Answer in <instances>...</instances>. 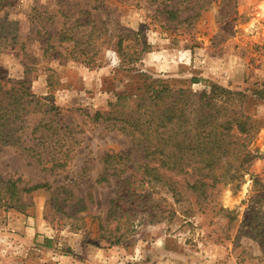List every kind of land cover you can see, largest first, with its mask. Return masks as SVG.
Segmentation results:
<instances>
[{
	"label": "rangeland",
	"instance_id": "rangeland-1",
	"mask_svg": "<svg viewBox=\"0 0 264 264\" xmlns=\"http://www.w3.org/2000/svg\"><path fill=\"white\" fill-rule=\"evenodd\" d=\"M0 2V31L4 30L0 32V79L27 83L42 104L58 109L51 115L58 113L53 122L63 129L61 137L69 133L74 139L67 166L51 173L0 143V181L21 178V186L68 185L86 198L89 208L85 228L71 230L55 215L46 190L23 194L22 209L0 206V264H264L260 244L240 233L247 213L252 212L249 197L263 190L259 185L253 188L251 181L238 189L219 185L199 205L187 194L173 196L156 181L134 182L137 195H142L132 201L139 212L134 232L112 246L98 237L99 222L119 189L113 177L110 183L103 181L108 177L103 158L107 153H128L132 142L93 119L97 111H108L117 93L141 95L145 84L155 80H169L194 92L210 91L212 85L233 91L262 87L264 0H212L211 8L201 11L192 26L177 30L165 25L161 4L168 9L176 5L182 19L195 14L197 7L190 12L177 0ZM87 18H96L99 29L103 24L108 33L98 38L100 31H96L89 37L93 24L83 27L75 22ZM40 22L49 31L50 43L59 46L61 61L54 62L56 52L44 54L47 35L36 36ZM71 23L73 34L90 41L92 48L94 42H104L95 50L91 65L83 63L89 57L76 55L73 41L60 44L61 29ZM122 33L131 37H126L121 53L117 44ZM142 43L139 60L126 63ZM254 110L263 124L259 146L264 148V101ZM248 170L264 185V155L253 160ZM143 204L152 215L142 214ZM227 211L235 218L232 224Z\"/></svg>",
	"mask_w": 264,
	"mask_h": 264
},
{
	"label": "trees",
	"instance_id": "trees-1",
	"mask_svg": "<svg viewBox=\"0 0 264 264\" xmlns=\"http://www.w3.org/2000/svg\"><path fill=\"white\" fill-rule=\"evenodd\" d=\"M177 1L180 5L186 4L190 12L196 7L198 9L195 14L182 19L181 10L176 5L168 9L163 2L161 14L163 18L167 17L165 25H173L174 30L185 25L192 26L200 12L209 9L212 0ZM2 4L0 2V6ZM90 13L85 12L87 15ZM95 19L87 18L82 22L77 19L75 22L83 27L93 24L89 37L100 31V38L108 30L103 24L99 29ZM39 25L36 36L42 38L47 35L43 43L44 54L56 52L54 62L61 61L63 54L58 51L59 46L50 43L49 31L43 22ZM0 32L4 33L3 28ZM73 32L72 23L62 28L60 44L73 41V50L78 49L76 55L89 57L83 63L91 65L95 50L104 42H94L95 48H92L90 41L77 38L78 34ZM126 37H131L130 33L118 36L117 47L121 53ZM12 38L16 39L17 35L14 34ZM140 47L124 62L134 64L138 61L145 45L142 43ZM114 98L109 102L107 112L97 111L94 114V122H101L107 129L129 136L132 146L128 153H107L103 158L104 170L108 173L103 181L110 183L109 177H113L119 189L110 200L104 219L99 222L98 237L106 238L112 246L120 244L134 232L135 218L139 212L132 201L134 197L142 196L137 195L134 182L153 184L156 181L173 196L187 194L188 199L199 205L219 185H233L238 189L251 181L253 188L259 185L263 190L260 193L253 191L249 197L252 212L247 213L240 233L258 242L264 256V185L248 170L253 160L264 155V148L259 146L263 124L254 110L264 101V85L238 91L212 85L210 91L194 92L190 87L174 86L169 80H155L145 84L141 95L121 92ZM54 110L58 109L42 104L27 83L0 79V143L26 154L45 172L64 170L74 139L69 133L61 137L63 129H58L60 124L53 122L58 113L51 115ZM135 168L139 172L132 171ZM21 182V178L0 181V206L22 209L26 206L21 202L23 194L46 190L50 195L48 202L55 215H59L63 227L71 230L85 228L88 217L85 213L89 208L86 198L74 188L68 185L53 188L49 183L21 186ZM147 206L143 204L142 210H146L141 211L150 216L151 210ZM227 213L232 224L235 218L230 216L231 212ZM248 215L251 217L248 218Z\"/></svg>",
	"mask_w": 264,
	"mask_h": 264
}]
</instances>
